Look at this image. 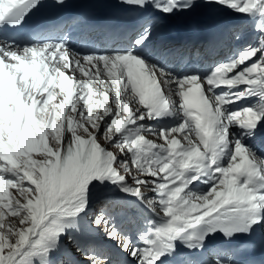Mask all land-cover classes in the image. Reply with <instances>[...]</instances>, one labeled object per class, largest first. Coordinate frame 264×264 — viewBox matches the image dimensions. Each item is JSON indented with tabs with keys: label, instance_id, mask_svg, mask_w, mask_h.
<instances>
[{
	"label": "snow or ice",
	"instance_id": "obj_1",
	"mask_svg": "<svg viewBox=\"0 0 264 264\" xmlns=\"http://www.w3.org/2000/svg\"><path fill=\"white\" fill-rule=\"evenodd\" d=\"M120 2L151 13L134 35H21L42 0H0V264H112L100 230L131 264H239L233 242L264 228V0H206L248 33L206 70L145 52L194 0Z\"/></svg>",
	"mask_w": 264,
	"mask_h": 264
},
{
	"label": "bare ground",
	"instance_id": "obj_2",
	"mask_svg": "<svg viewBox=\"0 0 264 264\" xmlns=\"http://www.w3.org/2000/svg\"><path fill=\"white\" fill-rule=\"evenodd\" d=\"M78 0H74V2L76 3ZM52 2H55V0H52ZM206 9H210L211 13L210 14H214L216 16H220L221 17V22H224L227 19H236L235 21H238L239 18H236L231 12H229L228 10L218 6V5H214V4H208L206 2V0H204L202 2V4H199L197 7H193L191 10H189L188 12H183V13H179L175 16H172L171 18H177L179 16H181V19H184L185 17L188 16H200V15H204ZM157 24H159L157 22ZM155 33L157 32V29L154 31Z\"/></svg>",
	"mask_w": 264,
	"mask_h": 264
},
{
	"label": "rangeland",
	"instance_id": "obj_3",
	"mask_svg": "<svg viewBox=\"0 0 264 264\" xmlns=\"http://www.w3.org/2000/svg\"><path fill=\"white\" fill-rule=\"evenodd\" d=\"M112 150H113V151H116L114 148H113ZM10 191L13 192L14 195L16 194L14 189H12V190H10ZM97 194H98V193H97ZM96 210H97V209H96ZM91 215H92V214H91ZM94 215H95V214H94ZM92 216H93V215H92ZM8 220H9V222H14V218H11V217H10V218H8ZM67 243H68V242L65 240V241H64V244L67 245ZM71 247H72V246H70V248H71ZM70 248L68 247V250H69Z\"/></svg>",
	"mask_w": 264,
	"mask_h": 264
}]
</instances>
